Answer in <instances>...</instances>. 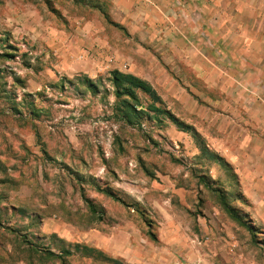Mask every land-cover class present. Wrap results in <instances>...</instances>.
Wrapping results in <instances>:
<instances>
[{"label":"crops","instance_id":"1","mask_svg":"<svg viewBox=\"0 0 264 264\" xmlns=\"http://www.w3.org/2000/svg\"><path fill=\"white\" fill-rule=\"evenodd\" d=\"M63 1L81 17L37 24L28 39L56 49L62 70L114 69L145 80L175 118L161 122L177 128L190 148L186 157H194L181 170L150 169L137 192L131 172L120 173L125 192H113L122 201L104 202L102 219L82 240L98 251L99 262L205 264L212 236L202 224L203 191L240 223L223 207L224 193L254 232L264 233V0ZM37 2L36 8L62 7ZM68 234L60 245L74 246Z\"/></svg>","mask_w":264,"mask_h":264},{"label":"rangeland","instance_id":"2","mask_svg":"<svg viewBox=\"0 0 264 264\" xmlns=\"http://www.w3.org/2000/svg\"><path fill=\"white\" fill-rule=\"evenodd\" d=\"M37 1L44 0H0V264H101L82 240L114 199L106 190L125 192L120 173L131 172L137 192L150 169L181 170L194 157H186L190 148L176 127L147 117V94L119 93L114 69L62 70L56 49L29 40L37 24L81 17L63 0H48L62 6L57 11L36 8ZM203 193L202 224L212 236L203 263L264 264V233L251 237L217 209L210 190ZM66 232L80 247L59 244Z\"/></svg>","mask_w":264,"mask_h":264},{"label":"trees","instance_id":"3","mask_svg":"<svg viewBox=\"0 0 264 264\" xmlns=\"http://www.w3.org/2000/svg\"><path fill=\"white\" fill-rule=\"evenodd\" d=\"M114 80L115 82L119 85V93L120 94H128L132 97L134 96H138V90L143 91L145 94H147L150 97L151 102L149 104H147V112L146 115L148 118H151L153 120H159L161 121V118L164 115H170V117L173 118V116H171V114L162 107V100L160 98V96L155 92V90L153 89V87H151V85H149L145 80H142L132 74H124L123 72H120L118 70H114ZM129 105L133 111L135 112V114L138 116L141 110H137L136 107H134V105L132 104H127ZM132 115V114H131ZM132 116L129 117L128 121H132ZM175 119V118H173ZM106 192L112 196L115 200H121L116 193H114L112 190H106ZM221 197V203L223 205V207L225 208V210H227L231 215H233L241 224H245L249 230H251V232L254 233V235L256 236V232L255 228H253V226L247 221L246 218H244V216L241 215V213L230 206L229 202L227 201L226 195L224 193L220 194ZM122 201V200H121ZM91 209L93 212H97V207L96 204H94V202H91L90 204ZM103 217V215H101ZM100 219H102L101 217H99ZM76 248L80 247L81 244H74ZM82 250L84 251H91V252H96L97 254L95 256H100V254L98 253V251L86 244H82Z\"/></svg>","mask_w":264,"mask_h":264},{"label":"built area","instance_id":"4","mask_svg":"<svg viewBox=\"0 0 264 264\" xmlns=\"http://www.w3.org/2000/svg\"><path fill=\"white\" fill-rule=\"evenodd\" d=\"M112 61H113V58L112 57L108 59V62L109 63H112Z\"/></svg>","mask_w":264,"mask_h":264}]
</instances>
